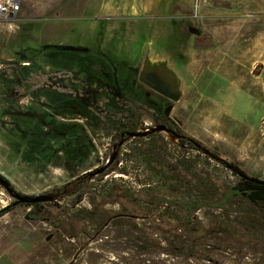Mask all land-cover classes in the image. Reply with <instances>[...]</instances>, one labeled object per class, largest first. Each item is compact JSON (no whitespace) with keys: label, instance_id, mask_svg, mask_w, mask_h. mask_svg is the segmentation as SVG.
<instances>
[{"label":"rangeland","instance_id":"1","mask_svg":"<svg viewBox=\"0 0 264 264\" xmlns=\"http://www.w3.org/2000/svg\"><path fill=\"white\" fill-rule=\"evenodd\" d=\"M95 1L22 0L18 16L0 17V174L23 194L54 195L37 207L41 218L30 217L35 207L26 204L0 216V254L18 264H264V206L204 205L194 220L206 237L177 236L184 223L159 213L140 217L155 212L154 197L188 199L184 180L195 181L198 171L235 184L230 169L153 131L128 139L104 172L90 176L109 162L124 120L69 111L70 95L26 79L35 66L46 74L71 70L91 88L111 86L95 106L118 111L119 93L145 109L140 129L170 117L176 129L264 179V0L177 1L144 26L117 29L123 42L111 39L113 20L91 33ZM147 57L177 73L178 100L139 83ZM78 178L79 201L55 198L57 187ZM192 195L207 199L202 189ZM14 201L0 183V209Z\"/></svg>","mask_w":264,"mask_h":264},{"label":"trees","instance_id":"2","mask_svg":"<svg viewBox=\"0 0 264 264\" xmlns=\"http://www.w3.org/2000/svg\"><path fill=\"white\" fill-rule=\"evenodd\" d=\"M27 74L26 79L28 82L34 81L40 89L43 87H53L61 93L70 95L73 99L67 100L66 107L68 108L69 106L75 110L72 109L69 111L84 112V109H87L92 115L112 114L118 117L117 122L121 121L120 118L129 119L130 122L120 123V126L124 129L128 128L131 131L138 130L142 117L145 114V109L142 106H140L137 102L120 95L119 93V98H122L125 101V104L122 106L120 105V109L118 111L110 112L109 110H103L98 106H95V104L91 102V99L95 98L99 94H104V92L106 93L107 91H110L108 88L111 86L101 84L97 89H92L87 81L76 78L75 73L71 70L64 69L55 71L52 74H46L41 68L30 66L28 67ZM65 78H69L75 82H81L84 87L75 91L64 84L63 81ZM111 89H113V87H111ZM175 134L179 135V146L183 148L191 147L200 152L209 154L236 174L239 180L233 185L219 184L217 180L211 176V174H203L198 171L196 172L197 179L195 181L191 180L188 182L184 180V187H187L191 191V196H189L188 199L176 200L154 197L152 203L155 205V212L149 215L147 213L142 214L140 215L141 218L148 219L153 216V218H155L156 214L159 213V218L161 220L167 219L171 223L181 221L184 223V225L179 228L181 233H178L177 236L183 237L195 235L197 237H206L207 231L199 226H195L196 222L194 220L195 213L204 205L220 209L224 205L232 203L234 199H241L256 206H264V179L248 174L238 164L209 150L199 139L183 132L182 130H175ZM182 178H187V176L183 175ZM12 186L14 187L13 184ZM83 187L84 183L82 178H78L74 181L66 183L63 186L57 187L55 189V198L72 197V201L77 202L83 196ZM196 189L205 190L207 199L203 200L199 196H193L192 193ZM20 193L23 194L22 192ZM205 201H208V204H205ZM23 204L35 207V209L31 210L33 216L30 217L34 219L42 217V213L40 212L41 209H37V207L43 205L44 202ZM14 206L15 203L13 202L7 207L0 209V216L8 212ZM180 210L182 211L181 216H179Z\"/></svg>","mask_w":264,"mask_h":264},{"label":"crops","instance_id":"3","mask_svg":"<svg viewBox=\"0 0 264 264\" xmlns=\"http://www.w3.org/2000/svg\"><path fill=\"white\" fill-rule=\"evenodd\" d=\"M177 1H182L189 5L192 0H98L95 1L93 9L94 16L90 20V27L92 34L94 35L98 28L101 27L102 20H113L111 23L113 26L112 40L116 42H123L124 31L117 29L122 27L131 26H144L147 20L155 18V15L159 13L161 16H165L167 11H171L173 5ZM139 21V24H133L132 22ZM146 21V22H145ZM141 23V24H140ZM142 36V33H140ZM130 40V39H128ZM0 264H18L15 257L9 253L0 254Z\"/></svg>","mask_w":264,"mask_h":264},{"label":"water","instance_id":"4","mask_svg":"<svg viewBox=\"0 0 264 264\" xmlns=\"http://www.w3.org/2000/svg\"><path fill=\"white\" fill-rule=\"evenodd\" d=\"M144 62L146 67L156 68V70L160 69V71L165 73V75L171 79V83L173 86L171 93L172 95H174V100H178L181 96L180 80L177 76V73L168 66L167 61L153 62L147 57L144 60ZM149 131H167L170 134L179 138V135L175 134V131L169 129L165 124H158L157 126H153L150 130L147 131L138 130V131L128 132V135L131 137H137V136L145 135ZM123 142L124 140H121L117 146L122 145ZM116 155H117V150L115 148L113 154L110 157L109 162L105 164V166H103L102 168H98L97 170L91 172L90 176H94L101 172H104L109 166V164L115 160ZM0 183L8 190V192L11 194L13 198H16V200L14 201L15 204H23V203L31 204V203L48 202L54 199L53 194H41V195L21 194L17 189H15L12 186L11 181L6 177H4L2 174H0ZM49 238L50 236L47 239Z\"/></svg>","mask_w":264,"mask_h":264},{"label":"flooded vegetation","instance_id":"5","mask_svg":"<svg viewBox=\"0 0 264 264\" xmlns=\"http://www.w3.org/2000/svg\"><path fill=\"white\" fill-rule=\"evenodd\" d=\"M52 73H49V74H52ZM137 78H138L139 83H141L144 87L149 89V91L151 90L152 92H155V94H157L159 97H164V98H167L170 100H174V95H172V93H171L172 88H173L172 83H171V79L168 78L165 75V73L160 71V69L156 70V68L146 67L145 62H143L141 67L137 71ZM103 85H105V84H103ZM97 88H98V86L94 89H97ZM120 100L121 101H119V102H121V106L124 105L125 101L122 98ZM91 102H93V99H91ZM149 104H153V101L148 99L147 105H149ZM98 107L101 108L100 106H98ZM90 117H92V116H90ZM117 118H118L117 116H114L112 114H109V115L97 114L94 116V120H98V121H107L109 119L117 121L118 120ZM169 118L170 117H166V118L159 119V120L155 119V122H156L155 126H157L158 124H165L172 131L177 130L174 127L173 122ZM120 119L124 120L123 122H130L129 119H125V118H120ZM151 128H147L146 130H143L142 128L140 129V127H139L138 130L147 131V130H150ZM128 132H133V131L129 130L128 128L124 129L123 127L119 130V138H120L119 142L121 140H124V142L120 146H117L119 142L116 143L114 145V149L115 148L118 149V148L122 147L128 141V139L133 138V137L128 135ZM150 132H153V131H149L148 133H150ZM14 199L16 200V198H14Z\"/></svg>","mask_w":264,"mask_h":264},{"label":"built area","instance_id":"6","mask_svg":"<svg viewBox=\"0 0 264 264\" xmlns=\"http://www.w3.org/2000/svg\"><path fill=\"white\" fill-rule=\"evenodd\" d=\"M22 10V0H0V17L10 19Z\"/></svg>","mask_w":264,"mask_h":264},{"label":"bare ground","instance_id":"7","mask_svg":"<svg viewBox=\"0 0 264 264\" xmlns=\"http://www.w3.org/2000/svg\"><path fill=\"white\" fill-rule=\"evenodd\" d=\"M153 62H156V61H154L153 60ZM165 132V134H167V136L169 137V138H171L172 140H174V141H178V137H176V136H174V135H171L169 132H167V131H164Z\"/></svg>","mask_w":264,"mask_h":264}]
</instances>
